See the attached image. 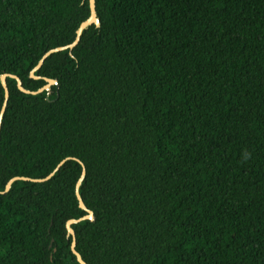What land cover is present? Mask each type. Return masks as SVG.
<instances>
[{
    "label": "trees",
    "instance_id": "trees-1",
    "mask_svg": "<svg viewBox=\"0 0 264 264\" xmlns=\"http://www.w3.org/2000/svg\"><path fill=\"white\" fill-rule=\"evenodd\" d=\"M0 0V264H264V0ZM4 88L0 81V112Z\"/></svg>",
    "mask_w": 264,
    "mask_h": 264
},
{
    "label": "water",
    "instance_id": "water-1",
    "mask_svg": "<svg viewBox=\"0 0 264 264\" xmlns=\"http://www.w3.org/2000/svg\"><path fill=\"white\" fill-rule=\"evenodd\" d=\"M89 8H90V16H89V18L86 21H84L79 26L78 30L76 31V38H75L74 42L72 44H70V45L63 46V47H58V48L52 49V50L48 51L47 53H45L44 56L39 61V63L37 64V66L31 71V73H30V77L31 78L40 79V77L35 75V72H37L43 66L45 60L49 56H51L54 53H59V52L65 51V50H72L73 48H75L79 44V42L81 40V37H82V34H83V32L85 30H87L92 25H95L96 28H99L101 26V22H100V19L98 18L97 11H96V0H89ZM8 77H10L12 79H15L16 82H17L18 89L21 92H23L25 94H28V95L40 94L44 90H49L53 85L56 84L55 80L49 79V78H44L45 81L47 82V85H45L44 87H42L38 91H31V90H28V89L24 88L21 79L18 76H16V75L4 74V75L0 76V81H1V84H2V86L4 88V103H3V106H2V109H1V112H0V131H1V128H2V121H3V117H4V114H5L6 108H7L9 96H10V92H9V88H8V84H7V78ZM68 159H70V158H68ZM68 159H65L62 162H60L59 165L54 170V172H52L46 178H43V179H31V178H28V177H14L7 183L5 191L4 192H0V193L8 192L10 190V188H11V185L14 182L19 181V180L31 181V182H36V183L45 182V181L49 180L55 174V172H57L62 167V165L65 163V161L68 160ZM74 160L78 161L80 163L81 167H82V174H81L79 180L76 183L75 194H76V198H77V200L79 202L80 208L85 210L87 212V215L82 217V218H80V219H71V220H69L67 222V224H66V229L68 231V235H70L72 237V242H71V251H72V253L76 256V259H77L79 264H87L83 260V258L80 255V253L76 250V234H75V231L72 228V224H77V223H79L81 221H84V220H87V219H93V212L90 211L86 207V205H85V203H84V201H83V199H82V197L80 195V186H81L82 181L84 180V178L86 176L85 165L81 161H79L78 159H74Z\"/></svg>",
    "mask_w": 264,
    "mask_h": 264
}]
</instances>
